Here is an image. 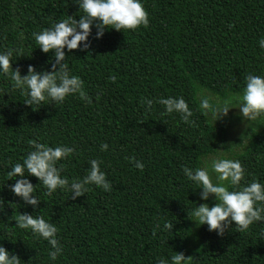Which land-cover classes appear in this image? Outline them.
<instances>
[{
	"label": "trees",
	"instance_id": "obj_1",
	"mask_svg": "<svg viewBox=\"0 0 264 264\" xmlns=\"http://www.w3.org/2000/svg\"><path fill=\"white\" fill-rule=\"evenodd\" d=\"M141 3L148 28L106 29L97 39L93 25L89 50L65 48L70 75L83 81L89 100L74 94L62 104L32 108L23 103L26 91L14 88L0 70V246L21 264H158L161 258L171 264L176 252L191 256L189 264H264V222L243 233L233 223L223 236L206 224L197 227L192 212L202 189L183 171L200 168L237 122L227 116L215 123L204 115L201 91L221 102L232 98L233 106L247 75L264 77V49L258 44L264 39V0ZM81 15L75 0H0V54L13 50L12 67L21 76L29 65L51 71L54 53H43L33 33ZM161 97H183L195 125L184 123L179 113L165 114L159 103L151 110L142 103ZM252 124L242 150L226 157L245 169L242 186L253 180L264 184V117ZM30 140L75 149L57 164L70 183L87 174L91 160L101 161L112 190L88 185L85 196L72 200L71 192L60 189L48 195L26 173L40 200L35 208L27 204L10 191L15 180L7 173L34 150ZM132 157L144 164L143 171ZM25 212L58 228L62 253L56 260L46 240L16 226ZM166 222L174 225L172 231L164 229Z\"/></svg>",
	"mask_w": 264,
	"mask_h": 264
},
{
	"label": "clouds",
	"instance_id": "obj_2",
	"mask_svg": "<svg viewBox=\"0 0 264 264\" xmlns=\"http://www.w3.org/2000/svg\"><path fill=\"white\" fill-rule=\"evenodd\" d=\"M75 3L83 12L79 20L69 16V19L56 23L50 29L33 33L43 53H54L51 71L37 72L34 66L29 65L28 74L21 76L20 69L12 67L13 50L9 49L6 53L0 54V70L14 81V88L26 91L28 98L23 103L27 106L40 108L44 104L59 105L74 94H78L83 100H89L84 91L83 81L77 76L70 75L65 48L68 52L89 50L91 45L88 38L92 34L93 25L97 29V39L104 35L106 29L126 32L136 31L141 26L149 27V14L141 0H75ZM258 44L264 49V39L258 41ZM116 79L115 76L110 77L113 83ZM245 80L243 94L235 97L238 102L236 107H232V98L221 102L202 90L200 93L202 113L211 116L215 123L227 117L231 108H238L245 121H257L264 117V77L247 75ZM142 103L148 106V110H151L154 103H159L164 106L165 114L179 113L184 123L195 125L190 119L193 112L183 97L178 99L161 97L158 101L147 99ZM29 144L34 150L27 155L23 163L14 164L7 175L9 179L15 180V183L9 186L10 191L34 208L39 206L40 200L33 195L36 186L25 178L26 173L42 182L48 195L60 189L71 192L72 200L85 196L89 190L88 185H95L106 192L112 190L111 182L100 168L101 161L91 160L87 174L82 179L70 183L67 178L61 177L63 165L58 168L57 164L74 155V148L67 146L53 148L35 140H30ZM107 149L108 144L102 143L101 150ZM130 159L137 169L144 170L142 162L136 161L135 157ZM183 171L190 181L199 186L198 189H202L200 199L208 201L210 197H214L217 201L214 206L209 207L208 203H203L193 210L192 215L195 217L197 227L206 224L210 232L215 231L223 236L233 223L236 231L243 233L254 222H264V184L253 180L242 186L245 169L239 160L213 158L210 165L205 161L202 168L192 170L184 167ZM212 173L216 175L215 182ZM15 221L18 228L31 230L33 235L42 237L51 245L52 250L49 252L51 260H56L62 253L57 239L58 228L54 224L47 222L43 217H34L26 212L20 214ZM173 228L174 225L170 222L164 224L167 231H172ZM153 234L155 235V232ZM191 258L182 252H176L171 257V264H189ZM0 264H21V260L0 246ZM158 264H169V261L161 258Z\"/></svg>",
	"mask_w": 264,
	"mask_h": 264
},
{
	"label": "rangeland",
	"instance_id": "obj_3",
	"mask_svg": "<svg viewBox=\"0 0 264 264\" xmlns=\"http://www.w3.org/2000/svg\"><path fill=\"white\" fill-rule=\"evenodd\" d=\"M217 99V98H214ZM236 105H233L232 107H236ZM228 116H231L232 118H236L237 122L231 126L226 134L225 141L216 146V152L215 154L207 156L205 159H203L202 164L200 168L204 167L205 161H208L209 165L211 163V160L213 158H229L232 154H235L242 150L244 145L247 143L249 135H250V129L254 127L252 124L253 122L257 123V121L261 118H259L257 121H245L240 114V110L238 108H231L229 109ZM223 146V147H222ZM213 181L216 180L215 173H212ZM200 191L198 193V206L203 203H208L209 207L217 203L214 197H210L209 202L204 201L200 199Z\"/></svg>",
	"mask_w": 264,
	"mask_h": 264
}]
</instances>
